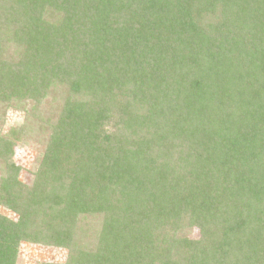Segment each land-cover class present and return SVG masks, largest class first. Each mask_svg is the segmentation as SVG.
<instances>
[{
  "label": "trees",
  "instance_id": "16d2710c",
  "mask_svg": "<svg viewBox=\"0 0 264 264\" xmlns=\"http://www.w3.org/2000/svg\"><path fill=\"white\" fill-rule=\"evenodd\" d=\"M56 84L31 187L0 132V264H264V0H0V107Z\"/></svg>",
  "mask_w": 264,
  "mask_h": 264
},
{
  "label": "rangeland",
  "instance_id": "374dc122",
  "mask_svg": "<svg viewBox=\"0 0 264 264\" xmlns=\"http://www.w3.org/2000/svg\"><path fill=\"white\" fill-rule=\"evenodd\" d=\"M1 23L4 25L2 27L4 32H12L15 29L13 24L6 25L3 20H1ZM4 32L3 34H7ZM5 40L4 38L3 57L7 56L11 63L18 62L23 55V48L16 42H7ZM68 95L66 85L56 84L52 85L42 98H39L40 103L37 104L38 106L35 103V107H37L35 111L31 109L32 102L28 100H26V112L12 107H0L1 136L11 138L10 133H16L15 129L18 131V138L12 137L15 140L12 165L19 181L24 185L31 187L35 180V173L39 166L38 161L45 150L50 127L55 122V119L59 117L63 103ZM4 168V163H2L0 173ZM0 214L7 216L13 221L18 219L17 214L1 204ZM87 223L85 221L83 224ZM189 232L188 236L191 239L199 238L200 232L197 228L191 229ZM67 259L68 251L66 249L22 243L18 264H62Z\"/></svg>",
  "mask_w": 264,
  "mask_h": 264
}]
</instances>
